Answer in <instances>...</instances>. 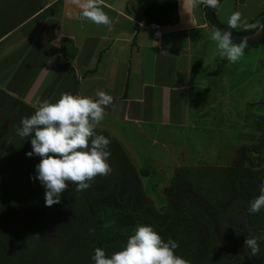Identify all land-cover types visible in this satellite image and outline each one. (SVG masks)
Wrapping results in <instances>:
<instances>
[{
  "label": "trees",
  "instance_id": "1",
  "mask_svg": "<svg viewBox=\"0 0 264 264\" xmlns=\"http://www.w3.org/2000/svg\"><path fill=\"white\" fill-rule=\"evenodd\" d=\"M136 1L148 21L177 20L175 0ZM262 13L247 24L255 27L238 33L255 30ZM57 50L65 60L62 71L77 50L64 37ZM35 110L0 90V264H94L95 248L111 256L122 250L138 225L152 226L165 242L176 241V255L191 264H264V211H248L264 182V117L256 120L258 139L240 146L232 163L174 167L163 187L166 203L158 208L140 180L148 170L137 169L122 144L96 128L111 140V174L95 177L85 191L70 184L60 203L47 207L45 188L30 179L40 163V157L26 155L32 151V137L17 134L22 118ZM247 237L258 240L256 256L245 248Z\"/></svg>",
  "mask_w": 264,
  "mask_h": 264
},
{
  "label": "crops",
  "instance_id": "2",
  "mask_svg": "<svg viewBox=\"0 0 264 264\" xmlns=\"http://www.w3.org/2000/svg\"><path fill=\"white\" fill-rule=\"evenodd\" d=\"M100 6L110 25L83 18L73 0H0V90L31 106L46 94L55 103L66 92L96 100V92L104 91L113 104L96 128L117 139L128 156L132 145L143 149L160 144L168 152L164 144H169L172 130L192 129L184 106L188 94H226L218 85L237 78L238 66L220 55L202 5L193 9L187 0H175L177 20L160 23L157 40L136 0H103ZM261 11L264 0H219L215 17L229 26V17L240 12L247 25ZM61 37L77 50L62 71L65 60L57 50ZM205 113L194 110L195 116ZM176 166L172 163L166 172L170 175Z\"/></svg>",
  "mask_w": 264,
  "mask_h": 264
},
{
  "label": "clouds",
  "instance_id": "3",
  "mask_svg": "<svg viewBox=\"0 0 264 264\" xmlns=\"http://www.w3.org/2000/svg\"><path fill=\"white\" fill-rule=\"evenodd\" d=\"M187 2L193 9L201 4L212 9L219 5V0ZM73 3L80 6L83 18L96 25L111 24V18L100 6L103 0H73ZM242 24L245 22L240 12H234L228 19L230 28ZM211 39L216 42L220 55L232 63L239 61L248 46L247 39L234 43L231 32L215 27ZM96 96L98 99L93 100L66 92L55 103L47 99L37 100L34 114L22 118L17 129L21 138L32 137V151L26 155L40 157L36 175L30 179L33 182L38 180L45 188L47 207L59 204L61 195L70 184L75 185L77 192L85 191L91 187L95 177L108 176L112 172L108 163L111 140L95 129L107 115L106 108L113 104V97L100 90ZM248 211L250 215L264 211V182L259 185V195L250 201ZM244 244L252 256L259 253L257 238L247 237ZM178 247L179 244L172 239L165 242L152 226L138 225L122 250L108 256L105 250L97 247L91 259L94 264H191L190 260L176 255Z\"/></svg>",
  "mask_w": 264,
  "mask_h": 264
},
{
  "label": "rangeland",
  "instance_id": "4",
  "mask_svg": "<svg viewBox=\"0 0 264 264\" xmlns=\"http://www.w3.org/2000/svg\"><path fill=\"white\" fill-rule=\"evenodd\" d=\"M245 27L229 29L240 32ZM239 62L235 63L238 69L234 76L237 78L230 83L218 85L220 91L226 94H188L184 106L188 108L187 118L192 116V120H186L187 126L192 125V129L182 132L172 130L169 144H164L168 152L162 151L163 146L160 144L154 148L144 146L143 149L141 146H128L130 159H135L132 153L137 156L133 162L137 169L142 168L139 160L144 154L141 160L148 168V174L140 175V180L145 194L157 208L166 203L163 187L169 183L171 176V173L169 175L166 172L169 165L229 164L235 160V152L240 146L258 139L261 130L257 128L256 120L258 116L264 117V41L245 48ZM226 67L232 68L229 62H226ZM228 88H232V93L227 92ZM201 109L206 110L205 115L195 116L194 110ZM146 142L140 140L138 143L145 145ZM179 143H183L184 147L180 148ZM146 149L150 151L147 153Z\"/></svg>",
  "mask_w": 264,
  "mask_h": 264
},
{
  "label": "water",
  "instance_id": "5",
  "mask_svg": "<svg viewBox=\"0 0 264 264\" xmlns=\"http://www.w3.org/2000/svg\"><path fill=\"white\" fill-rule=\"evenodd\" d=\"M215 9L209 8L207 6L205 8L206 22L211 28V30H213V28L215 27L231 32L233 41L237 44H239L243 39H247L248 47L258 45L264 41V11L259 19L258 25L255 30L249 33H238L228 30L217 21L215 17Z\"/></svg>",
  "mask_w": 264,
  "mask_h": 264
},
{
  "label": "built area",
  "instance_id": "6",
  "mask_svg": "<svg viewBox=\"0 0 264 264\" xmlns=\"http://www.w3.org/2000/svg\"><path fill=\"white\" fill-rule=\"evenodd\" d=\"M147 27L150 30L154 40H157L160 37L161 24L155 21H149L147 23Z\"/></svg>",
  "mask_w": 264,
  "mask_h": 264
}]
</instances>
